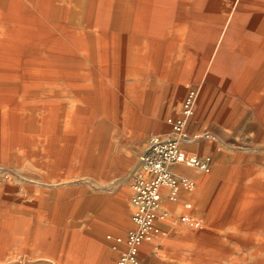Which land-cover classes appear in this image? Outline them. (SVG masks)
<instances>
[{"label":"bare ground","instance_id":"obj_1","mask_svg":"<svg viewBox=\"0 0 264 264\" xmlns=\"http://www.w3.org/2000/svg\"><path fill=\"white\" fill-rule=\"evenodd\" d=\"M204 76L226 89L209 87V118L222 107L231 124L251 109L264 147V0H0V264H16L4 249L27 234L35 256L57 257L55 228L29 233L26 207L45 202L63 166L95 168L84 110L119 103L126 123L142 104L178 108L179 87ZM233 160L207 192L232 179L234 215L264 229V154ZM236 262L264 264V247Z\"/></svg>","mask_w":264,"mask_h":264},{"label":"rangeland","instance_id":"obj_2","mask_svg":"<svg viewBox=\"0 0 264 264\" xmlns=\"http://www.w3.org/2000/svg\"><path fill=\"white\" fill-rule=\"evenodd\" d=\"M165 85L167 89L169 85ZM209 87H220L226 93L222 85L204 76L199 81L186 82L179 87L181 104L178 108L169 103L166 105L164 98L154 113H147L145 105L142 104L126 123L120 120L122 109L118 106L119 103L104 112L84 110L85 116L90 115L94 119L89 124L88 131L91 134V154L93 153L96 162L95 168H79V162L76 161L75 172L70 174L63 166L58 172L59 186L54 187L48 185L49 183L45 186V202L40 205L28 203L26 207L29 233L37 226L45 230L55 228L56 236H59L57 239L62 243L56 248L60 255L35 256L39 249L35 247V240L27 234L25 244L14 240L12 236L13 243L4 249L10 254V261L16 264H117V254L112 249V241L107 235L125 232L132 225L130 197L134 179L141 169L140 155L152 133L169 132L170 127L166 119L180 112L191 88L198 91V98L194 114L187 124L191 139L185 146L189 152L192 151L201 158L211 159L210 169L199 170L196 174V198L200 194L201 179L205 178L210 182L216 175V169L224 163L234 164L233 159L237 156L245 160L252 155L264 154V147L256 137L258 127L251 109L248 108L231 124L227 122L226 110L222 107L209 118ZM120 98L121 96L117 95V99ZM218 106L219 103L217 109ZM79 149L82 150V146ZM246 163L248 161L243 164ZM60 186L62 191L57 198L54 194ZM235 187L232 179H226L225 186L219 191L210 189L207 198L209 206L222 208L226 212L231 211ZM73 196L77 204L75 207H72ZM170 205L177 206L176 203ZM54 209L61 212L60 218L49 217V213ZM193 209L195 204L189 210ZM36 210L43 212L44 217H35ZM207 215H211L210 209ZM192 217L195 218L196 224L199 222L201 225V221H204L202 214L197 211ZM202 225L211 227V224ZM240 231L242 234V230ZM252 235L254 239L250 241L241 237L238 254H251L259 246L264 247V229L255 228ZM71 252L72 256L68 254ZM238 254L233 255L228 249L208 250V254L202 255L201 258L206 259L207 264H243L236 262Z\"/></svg>","mask_w":264,"mask_h":264},{"label":"built area","instance_id":"obj_3","mask_svg":"<svg viewBox=\"0 0 264 264\" xmlns=\"http://www.w3.org/2000/svg\"><path fill=\"white\" fill-rule=\"evenodd\" d=\"M198 98V91L191 88L176 116L166 121L169 132L152 133L140 155L141 169L137 173L130 197L131 227L124 233H109L112 249L117 253V264H137L141 244L156 230L155 218L160 214L166 196L175 201L182 189L192 190L195 182L185 173L175 171V164L208 171L210 157L201 158L185 147L191 137L187 124L191 119ZM189 206V205H187ZM166 215L167 213H162ZM186 219V216H182Z\"/></svg>","mask_w":264,"mask_h":264},{"label":"crops","instance_id":"obj_4","mask_svg":"<svg viewBox=\"0 0 264 264\" xmlns=\"http://www.w3.org/2000/svg\"><path fill=\"white\" fill-rule=\"evenodd\" d=\"M173 169L188 175L195 182V187L192 190H180L175 201L166 196L163 198L160 214L154 221L156 230L150 238L141 244L137 264H207V260L202 259L201 256L207 255L208 250L228 249L234 255L239 253L241 237L249 241L254 239L252 235L255 230L253 221L249 217L241 221L238 216L234 215V205L231 206V211H227L229 215H223L221 212L225 210L222 208L209 206L205 178L201 179L200 194L197 198L195 197L198 181L196 174L199 170L182 164H175ZM72 200V207H75L74 196ZM173 203H176L177 206L170 205ZM194 204L195 209L189 210ZM209 209L211 215H207ZM196 211L203 216L204 221L201 223L211 224V227L199 225V222L196 224L195 218L192 217ZM164 212L167 214L163 215ZM182 216H186V219H183ZM241 222L247 223L248 228L241 229ZM240 230H242V234ZM29 238L31 239V237ZM68 254L72 256L73 252ZM89 261L91 260L89 259ZM233 263L235 262L233 261Z\"/></svg>","mask_w":264,"mask_h":264}]
</instances>
